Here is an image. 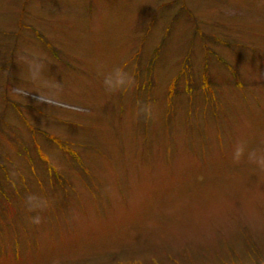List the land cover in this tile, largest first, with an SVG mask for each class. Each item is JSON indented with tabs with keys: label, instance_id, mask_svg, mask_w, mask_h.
<instances>
[{
	"label": "rangeland",
	"instance_id": "1",
	"mask_svg": "<svg viewBox=\"0 0 264 264\" xmlns=\"http://www.w3.org/2000/svg\"><path fill=\"white\" fill-rule=\"evenodd\" d=\"M237 143L264 148V0H0V264H264Z\"/></svg>",
	"mask_w": 264,
	"mask_h": 264
},
{
	"label": "clouds",
	"instance_id": "2",
	"mask_svg": "<svg viewBox=\"0 0 264 264\" xmlns=\"http://www.w3.org/2000/svg\"><path fill=\"white\" fill-rule=\"evenodd\" d=\"M25 62L29 65L30 76L33 81H39L41 79V72L43 69V64L40 62L39 57H34L29 60L26 57ZM100 71V69H98ZM103 84L106 91L109 93L128 91L135 86V77L129 72L125 71L123 68L116 67L112 71L104 75ZM57 91H59L60 86L55 85ZM38 99L45 100V96H41ZM137 116H143L145 120H155L157 119V113L155 111L154 105L151 103L139 104L137 106ZM247 154V159L250 163L256 164L261 170H264V148L247 150L244 143H237L234 147L232 159L234 163H239L241 159ZM26 208L29 212H43L49 207V202L47 199L36 196L29 195L25 198ZM43 218L37 214L34 217H30V221L33 224L39 225L42 223ZM54 264H59L58 261H54Z\"/></svg>",
	"mask_w": 264,
	"mask_h": 264
}]
</instances>
